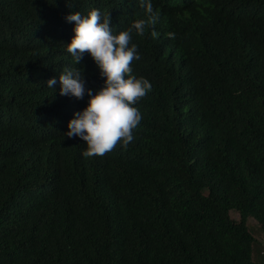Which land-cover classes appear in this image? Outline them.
Segmentation results:
<instances>
[{"label": "trees", "instance_id": "16d2710c", "mask_svg": "<svg viewBox=\"0 0 264 264\" xmlns=\"http://www.w3.org/2000/svg\"><path fill=\"white\" fill-rule=\"evenodd\" d=\"M151 2L159 35H133L143 119L127 149L86 159L64 133L89 97L61 96L59 75L103 78L67 53L65 16L110 13L116 34L144 8L0 0V264H264L248 228L264 234V0Z\"/></svg>", "mask_w": 264, "mask_h": 264}, {"label": "clouds", "instance_id": "9594fccd", "mask_svg": "<svg viewBox=\"0 0 264 264\" xmlns=\"http://www.w3.org/2000/svg\"><path fill=\"white\" fill-rule=\"evenodd\" d=\"M145 11V18L134 21L126 30L114 34L111 15L103 16L98 9L90 10L87 15L72 12L65 20L74 24L70 43L66 44L67 53L75 65L85 55L91 57L103 78L99 90L86 88L83 70L65 68L59 75V94L83 99L88 95L87 106L74 113L68 122L64 136L72 139L79 137L87 148L82 152L84 158L104 157L118 147L127 149L135 138L143 116L136 105L151 91V83L133 74V63L140 59L138 48L133 43V35L144 36L152 28L151 36L156 38L155 25L159 15L154 11L151 0H139ZM167 36L175 39V33ZM57 80L49 79L46 86L55 89Z\"/></svg>", "mask_w": 264, "mask_h": 264}, {"label": "rangeland", "instance_id": "374dc122", "mask_svg": "<svg viewBox=\"0 0 264 264\" xmlns=\"http://www.w3.org/2000/svg\"><path fill=\"white\" fill-rule=\"evenodd\" d=\"M230 218L237 222L239 220V216L236 213H230ZM248 228L250 230L251 235L255 239L257 245L254 247V253L260 251L264 247V234L259 232V229L256 227L255 223L253 221L248 222Z\"/></svg>", "mask_w": 264, "mask_h": 264}]
</instances>
